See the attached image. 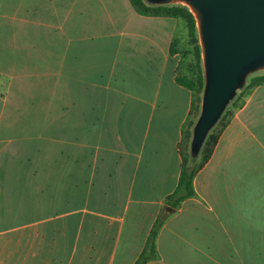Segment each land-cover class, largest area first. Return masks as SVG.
<instances>
[{"label":"crops","instance_id":"1","mask_svg":"<svg viewBox=\"0 0 264 264\" xmlns=\"http://www.w3.org/2000/svg\"><path fill=\"white\" fill-rule=\"evenodd\" d=\"M178 18L130 0H0V264H264V84L166 198L192 92Z\"/></svg>","mask_w":264,"mask_h":264},{"label":"water","instance_id":"2","mask_svg":"<svg viewBox=\"0 0 264 264\" xmlns=\"http://www.w3.org/2000/svg\"><path fill=\"white\" fill-rule=\"evenodd\" d=\"M185 6L195 21L203 72L189 154L196 157L247 78L264 71V0H144Z\"/></svg>","mask_w":264,"mask_h":264},{"label":"trees","instance_id":"3","mask_svg":"<svg viewBox=\"0 0 264 264\" xmlns=\"http://www.w3.org/2000/svg\"><path fill=\"white\" fill-rule=\"evenodd\" d=\"M130 3L138 13L143 15L169 16L184 20L187 26L189 42L192 46L193 65L190 70L191 76L178 73L179 62L175 72L176 82L188 88L192 92V103L182 131V145L178 147L181 156V168L178 182L173 192L166 198L167 205L174 209L181 203V201L195 194L193 189L194 176L210 158L220 133L232 118L235 109H238L243 104L244 98L254 87L264 84V71L254 73L247 78L245 85L230 101L229 105L220 116L218 122L208 133L199 154L196 157L190 156L189 141L191 137V128L198 116L200 98L203 89V72L200 60V49L197 42L195 21L188 9L182 5H157L154 3H146L144 0H130ZM176 43L177 41L174 38L170 46V53L178 54L180 56L181 54H186V52L180 53L176 50ZM162 223L163 217H157L148 233L143 249L133 264H145L156 258V239Z\"/></svg>","mask_w":264,"mask_h":264},{"label":"rangeland","instance_id":"4","mask_svg":"<svg viewBox=\"0 0 264 264\" xmlns=\"http://www.w3.org/2000/svg\"><path fill=\"white\" fill-rule=\"evenodd\" d=\"M178 21L179 24L175 37L177 43L175 48L180 53L186 52V54H181V56L179 55L180 61L178 65V73L191 76L190 70L192 69L193 65L192 46L189 42L187 26L184 20L178 18Z\"/></svg>","mask_w":264,"mask_h":264}]
</instances>
